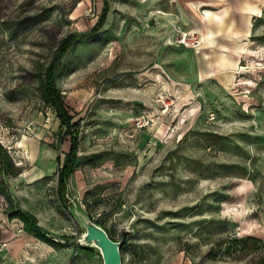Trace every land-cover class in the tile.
Returning <instances> with one entry per match:
<instances>
[{
  "label": "rangeland",
  "instance_id": "374dc122",
  "mask_svg": "<svg viewBox=\"0 0 264 264\" xmlns=\"http://www.w3.org/2000/svg\"><path fill=\"white\" fill-rule=\"evenodd\" d=\"M169 2L0 0V147L16 174H0V264H103L56 193L69 139L40 83L68 36L55 79L79 128L67 189L122 243L121 264L254 263L207 255L264 242V21L215 76L201 46L176 44ZM16 206L52 246L9 218Z\"/></svg>",
  "mask_w": 264,
  "mask_h": 264
},
{
  "label": "crops",
  "instance_id": "0c3cea01",
  "mask_svg": "<svg viewBox=\"0 0 264 264\" xmlns=\"http://www.w3.org/2000/svg\"><path fill=\"white\" fill-rule=\"evenodd\" d=\"M169 4L167 14L176 27L200 37V54L210 57L205 71L214 75L240 67L237 63L254 24L264 21V0H170Z\"/></svg>",
  "mask_w": 264,
  "mask_h": 264
},
{
  "label": "trees",
  "instance_id": "16d2710c",
  "mask_svg": "<svg viewBox=\"0 0 264 264\" xmlns=\"http://www.w3.org/2000/svg\"><path fill=\"white\" fill-rule=\"evenodd\" d=\"M104 14H102L101 22L103 21ZM101 24V23H100ZM73 36L65 38L57 48L55 59L47 66L44 71L43 78L40 83L41 93L45 103L53 110L55 117L59 122L61 128L66 129L65 136L69 139V149L64 155L62 164L57 169V198L67 209V200L65 194L67 191V184L70 176L72 175L77 164L78 153V124L73 122V117L69 115L62 97L55 85L57 62L61 59L67 51L72 47ZM14 168L9 156L0 147V174L5 176H15ZM2 194V193H1ZM9 218L16 219L22 224V230L38 241L52 246L54 243L48 239L37 225L36 218L26 212L21 211L17 206L14 211H11ZM90 217V216H89ZM91 219V218H90ZM92 220V219H91ZM97 224V223H96ZM98 225V224H97ZM108 235V234H107ZM109 237V236H108ZM218 244L216 253L210 251L207 258L214 260L218 253L224 252L227 256L239 255H254L253 264H264V242L253 237L245 238H232L226 245Z\"/></svg>",
  "mask_w": 264,
  "mask_h": 264
},
{
  "label": "water",
  "instance_id": "95a60500",
  "mask_svg": "<svg viewBox=\"0 0 264 264\" xmlns=\"http://www.w3.org/2000/svg\"><path fill=\"white\" fill-rule=\"evenodd\" d=\"M65 198L67 210L82 230L77 241L79 248L97 251L103 264H121L120 248L122 243L112 241L106 231L94 223L89 215L69 195L67 189Z\"/></svg>",
  "mask_w": 264,
  "mask_h": 264
},
{
  "label": "built area",
  "instance_id": "2783aa9c",
  "mask_svg": "<svg viewBox=\"0 0 264 264\" xmlns=\"http://www.w3.org/2000/svg\"><path fill=\"white\" fill-rule=\"evenodd\" d=\"M178 38L176 40V44L178 46L188 47L192 46L194 48L200 47L203 42L200 37L194 34H188L185 32H178ZM139 128H142L143 125L141 123L138 124Z\"/></svg>",
  "mask_w": 264,
  "mask_h": 264
}]
</instances>
